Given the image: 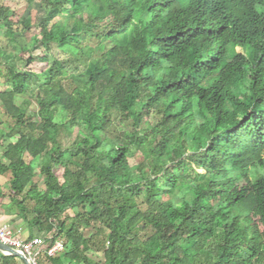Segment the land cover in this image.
Returning <instances> with one entry per match:
<instances>
[{
    "label": "trees",
    "instance_id": "obj_1",
    "mask_svg": "<svg viewBox=\"0 0 264 264\" xmlns=\"http://www.w3.org/2000/svg\"><path fill=\"white\" fill-rule=\"evenodd\" d=\"M39 2L0 0V175L65 244L39 264H264V0Z\"/></svg>",
    "mask_w": 264,
    "mask_h": 264
},
{
    "label": "rangeland",
    "instance_id": "obj_2",
    "mask_svg": "<svg viewBox=\"0 0 264 264\" xmlns=\"http://www.w3.org/2000/svg\"><path fill=\"white\" fill-rule=\"evenodd\" d=\"M4 4L12 7L15 11V16L13 17L14 20H18L20 16L22 15H26L27 13H30L32 18H33V21L36 22L37 20H39L43 15H44V11L42 9V6L39 2V0H35V1H30V0H3ZM72 13V11L68 10L66 12V15H63V16H60L58 17L57 21H59V23H61L64 19H65V16H70ZM37 32V31H36ZM22 41H27V40H24L22 38ZM238 50H241V48H238ZM16 52H19L21 53V55H25L26 52H22L18 47L16 48ZM45 64V61H38V62H34L32 65L34 67H38L40 68L41 66H43ZM8 88V85L4 82V79H0V90H5ZM28 98V101L29 102V105L31 103V105L29 106L30 108L32 106H35V98H32V97H27ZM25 105H28L27 102H25ZM0 120H2V122H5V124L3 125H0L1 126V130H6L8 131L10 126L13 124L12 123V120L5 116L2 109H0ZM116 125L118 126L119 130H125V129H129L130 127H126V125H124L121 121H116L115 122ZM114 135V137H117V132L115 134H112ZM61 139L63 140V143L65 145V147L71 145L72 141L74 138H69V137H66V136H63L61 137ZM1 153V151H0ZM129 155H130V163L132 165H137L142 159H143V156L142 154L137 151L135 152V148L134 147H131L130 148V151H129ZM27 162L30 161V159H26ZM38 163H39V159H36L34 161L31 162V164L36 168L37 172H36V176L34 177L35 180H40L41 179V175L39 173V166H38ZM57 172L59 175H62L63 173V169H59L57 168ZM13 178V173L11 172H8L4 175H0V187L2 188V191L5 193V196L4 197H0V209H3V212L7 214V210H9L10 212L8 213H11L12 215H15L17 218L19 216H17V212H18V207L16 206V204L12 201V199L10 197L14 196L15 195V190L13 188V186H11V180ZM21 198V197H20ZM68 214H73V211L68 209L64 214H63V218L68 215ZM15 217V218H16ZM20 220V219H19ZM19 223H25L22 219L19 221ZM11 224V223H10ZM12 226L16 227V230L18 229V227H21L22 225H17V223L15 224V221L12 222ZM23 227V226H22ZM24 229H26L23 233L21 234H18L22 239H28L29 238V229L27 228V225L25 224V227ZM23 231V230H22ZM85 232H90L89 229H86ZM40 237H43V238H48V236L46 235H40ZM101 238H103V236H99V237H96L97 240H100ZM59 241H63V238H60L58 239ZM98 246V245H97ZM97 246H95V248H97ZM96 254H98L99 256H102V251H97L95 250Z\"/></svg>",
    "mask_w": 264,
    "mask_h": 264
},
{
    "label": "built area",
    "instance_id": "obj_3",
    "mask_svg": "<svg viewBox=\"0 0 264 264\" xmlns=\"http://www.w3.org/2000/svg\"><path fill=\"white\" fill-rule=\"evenodd\" d=\"M20 233L21 230H16L10 224L0 225V241L27 255L32 264H39V258L43 254L56 256L64 250L65 244L63 241L57 240L51 245L45 238L39 236L22 239L18 235Z\"/></svg>",
    "mask_w": 264,
    "mask_h": 264
},
{
    "label": "crops",
    "instance_id": "obj_4",
    "mask_svg": "<svg viewBox=\"0 0 264 264\" xmlns=\"http://www.w3.org/2000/svg\"><path fill=\"white\" fill-rule=\"evenodd\" d=\"M15 215H11V213H8L7 212V214L6 213H4L3 212V209H0V225H2V224H10V225H12V222H14L15 221V224L17 223V225L19 226V225H22L21 227H18V229L17 230H21V233H23L26 229H24V227H25V223H19V221L21 220L20 219V217H16ZM20 219V220H19ZM16 227L17 226H15L14 228L16 229ZM23 230V231H22ZM30 232V231H29ZM20 233V234H21ZM30 235V234H29ZM29 239V238H28Z\"/></svg>",
    "mask_w": 264,
    "mask_h": 264
},
{
    "label": "water",
    "instance_id": "obj_5",
    "mask_svg": "<svg viewBox=\"0 0 264 264\" xmlns=\"http://www.w3.org/2000/svg\"><path fill=\"white\" fill-rule=\"evenodd\" d=\"M0 251H2L5 254L14 255L21 258L25 262V264H32L31 260L27 255L23 254L22 252L18 251L17 249L7 244H4L1 241H0Z\"/></svg>",
    "mask_w": 264,
    "mask_h": 264
}]
</instances>
